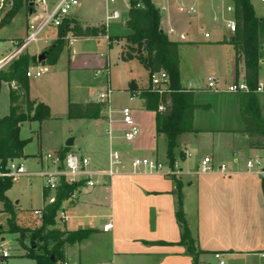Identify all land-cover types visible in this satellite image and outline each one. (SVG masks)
Returning <instances> with one entry per match:
<instances>
[{
  "label": "crops",
  "instance_id": "crops-1",
  "mask_svg": "<svg viewBox=\"0 0 264 264\" xmlns=\"http://www.w3.org/2000/svg\"><path fill=\"white\" fill-rule=\"evenodd\" d=\"M175 1L151 0L160 14V31L169 41L179 44L180 87L194 92L193 103L197 107L192 122L195 133H184L177 139L174 149L176 175H168L166 172L133 174L128 165L129 160L139 157L154 158L167 165L165 137L156 133L155 113L147 111L144 100L138 97V93L149 86L139 87L128 72L124 89L111 90L108 77L111 60L124 66L137 61L122 59L127 47L125 37L131 35V31L125 28L128 0H116L113 4H105L103 0H80L70 18L82 29L102 28L108 12H118L119 19L110 22L109 40L101 35L66 40L68 46L63 47L58 60L51 65L53 71L49 70L42 76L39 95H34V88L29 81L30 100L44 104L50 110V119L46 121L55 117L59 107L69 119V104L95 103L100 105V113L97 119H69L82 122L85 125L83 133L79 134L78 139L73 136L63 145L45 152L41 150L37 128L46 121L22 123L19 138L26 140L27 144L23 148L24 158L19 161L28 172L40 168L42 154L63 151L65 148L89 159L93 166L99 168L106 166L110 149L118 150L125 159L124 169L109 187L79 189L73 198L62 203L57 212L55 229L68 232L92 231L82 242L65 247L64 260L71 264H192L186 246L179 245L181 230L175 217L178 193L182 196L183 212L193 246L201 253L198 264H218L215 254L221 256L223 264H264V199L261 179L246 168L248 160H264V150L251 147L250 139L242 133L244 125L238 94L225 92L231 85L244 82V64L242 60L236 62L232 45L235 32L226 28L229 22L235 24L233 2L230 0L231 6L224 7V0H217L219 6L213 8L210 19L209 7L197 6L196 9L199 0H189L190 4L181 1L174 11L168 10L167 4ZM81 2L86 5L83 10ZM250 3L255 16L264 19L260 0H250ZM89 7L91 12L87 10ZM29 12L27 6L21 7L10 23L0 29V60L12 52L11 41L25 38ZM226 13L231 16L228 17ZM17 19L19 25L14 34L6 33L7 28L14 25ZM193 23L201 31L194 40L189 38L188 32ZM176 32L183 34L184 39H179ZM99 41L105 42V51L97 49L94 43L98 44ZM48 47L38 43L26 53L37 58ZM33 66L30 65L31 68ZM208 78L215 79L220 92L207 89ZM58 79L66 89L64 100L61 86L59 92L55 87ZM85 80L88 83L85 91L82 92V87L78 88L82 89L80 91L75 90V86H83ZM131 83L136 91L135 96H131L129 91ZM258 85L264 90V38ZM9 90L7 83H1L0 119L9 113ZM106 90H110L111 95L109 105L103 106L99 95ZM115 92L127 93L129 101L135 99L136 103L131 108L126 104L116 105L112 102ZM73 93L76 99H72ZM256 99L264 122V93L257 94ZM123 108L130 109L139 129L138 137L130 144L121 139L125 129L120 122V111ZM148 114L151 116L146 121L145 116ZM108 116L112 121L111 139L106 135ZM68 140H72L70 147H66ZM159 140L164 143L162 159L157 154ZM184 152L189 156H185ZM204 158H211L214 164V170L210 173L198 172ZM222 164L226 166L224 174L217 170ZM9 192L5 196L13 206L16 222L21 216L17 215L20 202L11 200ZM44 192L42 181L41 204L34 210L44 207ZM0 214L9 216L3 212L1 202ZM59 214L65 215V221L58 220ZM107 224L111 228L102 231ZM39 226L40 221L37 228ZM154 242L169 245H152Z\"/></svg>",
  "mask_w": 264,
  "mask_h": 264
},
{
  "label": "trees",
  "instance_id": "trees-1",
  "mask_svg": "<svg viewBox=\"0 0 264 264\" xmlns=\"http://www.w3.org/2000/svg\"><path fill=\"white\" fill-rule=\"evenodd\" d=\"M23 0H15L11 10L0 23V29L9 24L12 18L22 7ZM235 21L234 42L232 43L236 62L243 61L244 83L249 92L239 93V107L241 120L244 125L243 134L250 139L249 145L255 149L264 150V122L260 116L259 107L254 91L258 86L259 62L261 59V45L264 38V19L255 16L250 0H232ZM141 7L137 8L136 5ZM72 24L71 28L68 24ZM160 14L151 0H130L128 19L125 28L131 35L125 37L127 44L123 60L136 59L148 72L152 74L163 71L168 76L169 89L158 94L148 89L138 93V97L145 102V109L155 113V129L157 134L165 137L167 166L174 171V149L177 139L184 133H195L192 127L193 112L197 108L193 103L194 92L186 91L180 87L179 81V44L171 42L160 31ZM71 34L74 38H89L103 36V28H85L73 21H65L57 31L56 41L46 50V59L43 63L54 65L66 43V36ZM37 58L28 57L27 54L19 56L12 61L5 70L0 71L1 83H7L9 90V113L0 119V173L5 172L7 161L22 159L26 140L19 138L20 125L25 122H38L50 119L49 108L29 98V79L26 74L30 65L37 64ZM131 96L136 95L133 84H130ZM171 105H170V104ZM170 105V106H169ZM162 107L163 112H158ZM100 105L69 104L68 117L74 119L99 118ZM9 178L0 179V202L3 212L9 215L7 220L8 233L19 234L21 247L25 250V257L33 260L35 264H58L64 260V249L82 242L91 235V230L60 231L55 229V219L64 201L68 200L74 187L60 185L55 193V201L44 205L40 226L32 231L18 228L15 224V212L5 193L11 188ZM264 199V179L261 180ZM48 193H43L45 201ZM175 217L181 230L179 245H184L192 259V264H198L201 254L193 246V241L187 227L183 212L182 196L177 194ZM29 235V246L22 241ZM152 245L167 246L169 244L154 242ZM53 258V260H51Z\"/></svg>",
  "mask_w": 264,
  "mask_h": 264
},
{
  "label": "built area",
  "instance_id": "built-area-1",
  "mask_svg": "<svg viewBox=\"0 0 264 264\" xmlns=\"http://www.w3.org/2000/svg\"><path fill=\"white\" fill-rule=\"evenodd\" d=\"M105 4H113L116 0H103ZM128 0V8H129ZM264 4V0H260ZM79 6V0H28L27 7L29 15L26 24V36L21 41L13 40L11 45L12 52L4 59L0 60V71L4 70L12 61L16 60L19 56L26 53L30 45H37L43 43L49 47L57 39V31L64 24L65 21H71V15L74 10ZM137 8L141 7L140 4L136 5ZM119 19V14L116 10H110L105 17L102 28L104 30V38L109 40L108 31L110 22ZM71 28L72 24H68ZM226 28L230 32H235V24L229 22ZM172 33V32H170ZM208 37V35H205ZM71 34H68L65 40H71ZM48 47V48H49ZM47 48V49H48ZM46 49V50H47ZM46 50L44 52H46ZM42 52V53H44ZM41 53V54H42ZM33 72V73H32ZM49 72V68L44 63H38L27 71V78L30 79L31 73L34 79H38ZM168 81V76L165 72L160 71L150 76L151 90L161 94L166 92L163 85ZM207 89L212 92H220L216 86L214 78L207 79ZM226 93L239 94L248 93L249 90L244 82L233 84L225 90ZM254 93H264L262 86H257ZM111 91L106 90L99 95V100L103 106L109 105ZM158 112H163V108L159 107ZM120 122L124 126L121 133V139L126 143H132L139 135V129L133 121L131 111L129 108H123L120 111ZM108 128L106 135L111 139L112 121L108 116ZM185 156H189L184 152ZM129 167L135 173L158 174L165 173L168 175H176V171H171L167 165L159 162L154 158H132L128 162ZM125 167V159L121 153L116 149H110L107 163L104 168L95 167L89 159L80 156L73 152L57 151L52 153H44L41 156V166L37 171L28 172L19 159H10L7 161L5 172L0 173L1 178H9L15 182L23 177L39 178L43 181V186L48 196L45 199V205L52 204L55 201V193L58 187L62 184L74 187V191L69 199L73 198L74 193L79 189L92 190L98 187L107 188L110 186L112 180L119 176ZM246 168L249 172H254L259 178L264 179V160L254 159L246 162ZM214 170V164L211 158H204L198 167V172L205 174ZM217 170L221 173H226V166L219 165ZM43 209V208H42ZM42 209L34 210L33 215L41 219ZM59 212V211H58ZM60 222L65 221L66 217L63 214L58 215ZM111 228L110 224L103 227L102 231L106 232ZM1 246V242H0ZM10 258L8 250L0 248V264H6ZM214 258L218 260V264H223L221 256L215 254ZM58 264H71L67 260L58 262Z\"/></svg>",
  "mask_w": 264,
  "mask_h": 264
},
{
  "label": "rangeland",
  "instance_id": "rangeland-1",
  "mask_svg": "<svg viewBox=\"0 0 264 264\" xmlns=\"http://www.w3.org/2000/svg\"><path fill=\"white\" fill-rule=\"evenodd\" d=\"M80 1V0H79ZM93 1V0H92ZM96 1V0H94ZM183 1L185 4H190L189 0H176L174 3L167 4L168 10H172L180 4V2ZM15 0H0V23L4 20L6 14L11 10ZM28 0H23L22 7L27 6ZM84 2H81V10L86 7V5H83ZM198 5H195L196 9L197 6H201V8H207L209 7V15L210 19H212L213 16V8L215 6H219V2L217 0H199ZM223 6H231L230 0H224ZM212 7V9H211ZM91 8L89 7L87 10L91 12ZM262 9L264 10V4H262ZM85 10V9H84ZM227 16H231L230 13H226ZM179 15V13H178ZM8 25V24H5ZM4 25V26H5ZM19 25V20L17 19L14 23V25L7 28L6 33L13 35L16 31L17 26ZM212 25V24H211ZM189 32V38L190 39H197V36L201 32L198 29V26L193 23ZM176 36L179 37V39H184L183 34H179V32H176ZM97 46V49L100 51H105V42L99 41L98 44L94 43ZM68 46V44L65 43V46ZM93 45V44H92ZM34 45H30L27 48V52L29 53L33 49ZM3 53V52H2ZM27 54L28 57L29 54ZM48 66L50 71H53V68L44 63ZM8 67V66H7ZM6 67V68H7ZM5 68V69H6ZM4 69V70H5ZM31 69V67H30ZM129 72L130 78L135 79L139 87H148L150 85V78L149 74L147 73L146 69L141 66L137 61H133L128 66L117 64L113 59L110 62L109 71H108V77L111 81V90L113 91H120L124 89V81L126 74ZM33 73V72H32ZM30 75V85L33 86V93L34 95H39V91L42 88L41 81L43 80V77L41 79H34L33 74ZM130 80V79H128ZM88 83L87 80L84 81L83 86H75V90H82L78 89L80 87L83 88L82 92L85 91V87H87ZM62 88V98H66V89L64 87V84L60 83L59 79L55 82L56 90L59 92V88ZM164 89L168 90L169 88V81H167L163 85ZM72 99H76L75 94H72ZM112 102H115L116 105L122 106L123 104H126L130 108L134 106L136 103V100L134 99L132 102L129 101V95L127 93H116L113 94ZM170 104V103H169ZM171 105V104H170ZM169 105V106H170ZM164 111V110H163ZM148 116L146 115L145 120L147 121ZM85 125L82 124V122L79 121H70L67 118L66 112L64 110L61 111L60 107L55 111V117L50 120L43 122L40 124V126L37 128L38 137H39V144L41 146V150L43 152L45 151H52L56 147L63 145L65 141L73 136L78 139L79 134L83 133V127ZM87 137V136H86ZM26 146V145H25ZM157 154L158 158H163V151H164V143L163 141L158 142L157 145ZM65 152H73L78 154L77 152H74L68 148L62 149ZM182 154H180L181 156ZM41 180L39 178H28L23 177L20 179L17 183H12L11 188L9 189L10 192L8 193V197L11 200H18L20 202L19 208L17 210V215L20 214L18 221L15 222L16 226L21 229H27V230H34L39 225V219L36 218L33 215L34 209L38 208L41 204ZM57 217V215H56ZM9 219V216L5 214H0V242L1 246L0 248L8 250L10 258L7 260L6 264H35V262L27 257H25V250L21 247V240L19 237V234H10L8 233V227H7V220ZM22 244L24 246H29V235L27 234L22 241Z\"/></svg>",
  "mask_w": 264,
  "mask_h": 264
},
{
  "label": "water",
  "instance_id": "water-1",
  "mask_svg": "<svg viewBox=\"0 0 264 264\" xmlns=\"http://www.w3.org/2000/svg\"><path fill=\"white\" fill-rule=\"evenodd\" d=\"M46 53H42L37 57V61L38 63H43L46 59ZM72 145V140H68V142L66 143V147H70ZM51 260H53V258H51Z\"/></svg>",
  "mask_w": 264,
  "mask_h": 264
}]
</instances>
